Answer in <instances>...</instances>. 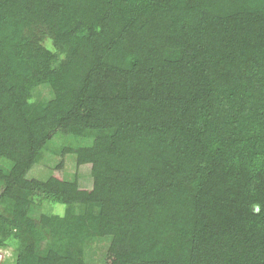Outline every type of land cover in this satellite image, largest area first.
Instances as JSON below:
<instances>
[{"label": "trees", "instance_id": "16d2710c", "mask_svg": "<svg viewBox=\"0 0 264 264\" xmlns=\"http://www.w3.org/2000/svg\"><path fill=\"white\" fill-rule=\"evenodd\" d=\"M37 28L41 36L68 48L67 59L58 63L57 54L34 35ZM263 54L264 0H0V155L13 161L12 171L22 172L39 160L57 128L75 136L104 130L106 135L96 138L93 147L78 149V165L101 156L109 174L113 170L122 176L138 168L129 150L146 156L149 146L154 158L164 147L180 155L174 160L161 157L149 181L151 191L155 183L160 186L181 173L192 181L205 180L216 166L227 169L243 158L245 165L253 161L264 168ZM116 78L121 89L113 83ZM42 83L51 86L52 99L43 106L31 104L24 96ZM163 89L166 94H159ZM113 91L122 95L112 97ZM117 109L128 123L122 133L111 126ZM121 145L129 158L119 170L111 156L121 152ZM109 174L102 178L101 192L96 194L93 186L88 197L104 198L110 180L121 189L115 184L120 181L114 182L118 177ZM0 177V197L6 191L16 200L14 213L0 214L2 221L10 230L20 227L23 234L20 221L26 219L28 203L12 194L14 178L2 166ZM46 185L40 186L51 195ZM60 186L65 192L56 198L66 202L74 185ZM185 199L198 218L204 203ZM220 204L211 205L202 221L189 217L186 224L195 230L209 227L219 240L243 239L242 220L234 227L228 224ZM259 207L252 208L254 214ZM11 232L0 236V244ZM14 235L22 238L21 233ZM31 245L20 242L14 264H53L50 242L48 249ZM135 247L143 249L141 244ZM136 253L140 264H148L142 250ZM154 264L167 263L158 259Z\"/></svg>", "mask_w": 264, "mask_h": 264}, {"label": "rangeland", "instance_id": "374dc122", "mask_svg": "<svg viewBox=\"0 0 264 264\" xmlns=\"http://www.w3.org/2000/svg\"><path fill=\"white\" fill-rule=\"evenodd\" d=\"M217 23V20L211 23L213 32L218 29ZM41 31L35 29L34 35H39L41 39L38 41L57 54L58 63L67 59L68 48L57 46L48 35L41 36ZM146 64L143 65L144 70L147 69ZM113 83L121 89L118 78ZM115 93L122 95L121 91H113L112 97ZM159 94H166V89L160 90ZM52 97L53 90L48 83L38 84L24 96L28 102L39 106ZM117 110L113 111L115 116L111 126L122 133L128 123L124 120L126 114L122 113V109ZM220 132L224 138L230 139L229 133ZM101 135H106L104 130L75 136L57 128L41 148L39 160L22 172L12 171L13 161L0 155L4 174L15 181L10 186L12 194L28 203L26 219L19 224L22 234L20 227L10 230L1 217H10L14 213L16 200L6 191L4 197H0V236L12 231L0 244V264H14L21 241L28 244L31 241L32 245L28 248L40 250L48 249L50 242L51 249H55V256L50 259L53 264H140L141 255L136 253L137 250L143 251L142 258L148 264L157 263L158 259L167 264H234L233 260L237 258L240 264H264V168L253 161L245 165L242 162L245 163L247 158H243V161H233L227 169L222 165L216 166L205 180L192 181L181 173L174 175L169 182L160 181V186L155 183V189L151 191L149 181L161 157L174 160L180 155L163 147L153 158L148 145L146 156L140 150H129L134 154V165L138 168L122 176L113 170L109 174L111 169L105 161L102 162L101 156L95 162L86 158L78 165V149L93 147L95 139L101 138ZM62 147L67 148L64 153ZM120 148V153L115 150L111 156L119 170L129 158L128 149H123L122 145ZM141 161L145 162L141 164ZM106 173L118 177L114 182L120 181L115 184L121 189L110 180L104 198L98 199L101 201L95 200V196L88 197V190L93 186H96V194L101 192L99 187L104 185L102 178ZM22 181L29 184L22 185ZM46 182V187L52 190L51 195L56 193L55 196L43 192L40 185ZM61 184L74 185L71 191L67 188L66 202H59L61 199L56 198L65 192L59 191L63 189ZM3 187L4 181L0 177V192ZM185 198L204 203L199 219L192 216L194 205ZM219 203L224 206L223 219L228 224L233 226L234 222L238 224L242 220L239 225L243 229L240 230L243 239L219 240L209 227L201 226L200 230H195L192 224H186L189 217L200 221L211 205L216 207ZM255 206H261L259 214L253 213ZM29 225L32 228H28ZM14 233H21V240ZM237 233L239 231L233 235ZM228 235L232 236L231 233ZM156 243L161 245L156 247ZM138 244L143 245V249H137L135 246ZM157 252L162 257L155 255Z\"/></svg>", "mask_w": 264, "mask_h": 264}]
</instances>
